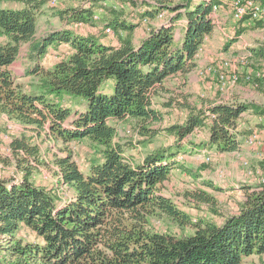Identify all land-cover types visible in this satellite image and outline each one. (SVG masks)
I'll use <instances>...</instances> for the list:
<instances>
[{
  "label": "trees",
  "instance_id": "16d2710c",
  "mask_svg": "<svg viewBox=\"0 0 264 264\" xmlns=\"http://www.w3.org/2000/svg\"><path fill=\"white\" fill-rule=\"evenodd\" d=\"M78 1L80 6L65 8L48 6V0H19L18 8L0 7L4 39L0 43V116L64 143L86 139L99 154L87 172L79 169L70 153L58 158L56 188L47 189L33 180L40 163L38 147L19 138L10 141L21 178L0 181V264H243L249 257H262L264 181L250 187L238 213L220 224L192 222L188 212L161 193V186L176 170L216 189L178 160L183 153L181 141L195 130L206 129L208 148L216 153L238 152L242 139L252 134L240 127L247 123L242 115L264 117V106L242 101L206 108L186 105L184 122L164 130L175 144L148 152L142 161L126 155L114 141L112 123L125 120L134 121L141 136L154 137L152 126L163 121V113L154 108L155 97L165 90L169 78L186 77L195 69L198 50L213 31L210 12L215 2L200 0L192 6L189 0L178 4L141 0L140 20H153L161 11L174 16L135 42L133 34L139 25L104 6L107 0ZM99 8L106 12L104 19L116 36V46L67 28L38 35L41 16L56 18L65 27H93V13ZM242 32L239 29L236 35ZM51 46H67L69 52L53 68L44 69L41 58ZM256 57L264 60V50L259 49ZM19 60L28 62L22 76L13 70ZM29 76L37 82L26 91L17 79ZM68 101H79L84 109H73ZM260 168L264 173V160ZM61 186L72 191L70 198L59 197ZM186 196L210 206L215 202L202 188ZM153 214L179 226L190 225L193 233L175 237L154 232L149 226ZM21 226L32 230L37 241L17 240Z\"/></svg>",
  "mask_w": 264,
  "mask_h": 264
},
{
  "label": "rangeland",
  "instance_id": "374dc122",
  "mask_svg": "<svg viewBox=\"0 0 264 264\" xmlns=\"http://www.w3.org/2000/svg\"><path fill=\"white\" fill-rule=\"evenodd\" d=\"M139 1L141 0L128 3L119 0H107L105 3L108 7L121 12L123 20H135L137 17L136 10L140 7ZM20 6L19 0H0V7L3 8H18ZM48 6H53L51 0H48ZM99 9L105 12L103 8ZM103 16L95 22L93 27L74 25L71 26V29L76 33L92 34L106 42L117 43L112 29L110 34L105 32L107 21ZM63 27L65 28L58 19H47L46 16H41L38 23V35ZM147 33L145 25H143L134 32L133 40L138 42ZM224 33L227 31L225 30ZM224 33L216 27L212 34L205 38L198 50V53L201 54V65L204 66L208 63L210 58L213 60L232 59L234 52H244L249 63L247 68L249 72L241 73L239 82L225 92L217 91L215 76L211 77L213 79L200 80L195 76V73H190L186 77L169 78L164 84L165 90L154 100V108L163 113V121L159 125L152 126L156 130L152 139L141 136L134 121L125 120L116 123L114 141L123 146L126 155L133 156L136 161H142L148 152L174 145L175 139L167 136L164 130L185 120L187 109L184 106L186 105L206 108L216 102L232 103L253 100L256 104L264 106V78L262 81L255 79L254 83L252 80L249 82L244 80L246 75L250 76L254 71L262 72L264 75V60L256 57V52L259 49L264 50V33L253 36L247 35L244 40H237L231 44L228 42H232V39L228 41L224 37ZM121 35L124 36V32ZM3 41L4 39L0 37V43ZM65 50L64 46L49 47L47 53L41 58V66L44 69L53 68L65 56V52H67ZM24 51L25 47L21 53ZM23 61L19 60L13 65L17 76H22L28 64V62ZM36 82L37 78L31 76L17 79V84L26 91L33 90ZM207 82L211 84V91L205 86ZM167 103H171V107L162 106V104ZM68 105L76 110H81L83 107L79 101L69 102ZM0 132L7 133L9 136L7 142L0 138V181H17L21 178L20 170L16 166V160L10 149V141L14 138L23 139L38 147L40 163L33 174V180L36 185L47 189L56 188L55 185L58 181L56 161L58 158L70 153L83 172H87L91 163L99 159L97 149L92 148L86 139L64 143L60 140L47 138L44 132L37 133L32 127H25L15 119L4 115L0 116ZM251 132L258 136L259 142L253 145L256 146V150L242 148L238 153H216L206 145L207 132L195 130L193 134L184 138L180 143L183 150L181 153L184 157L183 163L197 172L201 176V180L210 182L216 189L202 186L194 178L175 170L171 173L170 179L162 184L161 193L175 202L182 210L188 212L194 223H198V220L202 219L220 224L224 218L237 214L240 204L246 199L247 193L251 192L248 189L259 185L264 178V173L260 168V162L264 160V128L254 126L251 128ZM147 140L151 141L144 143ZM206 158H210L211 161H205ZM244 161L248 162L247 166L243 165ZM31 164L34 163L31 162ZM198 188H202L215 198V202L211 206L206 203L195 202L186 196V192H196ZM57 194L62 199H68L71 197L72 191L66 186H61L57 188ZM149 226L154 232L167 233L175 237L193 233L192 226H179L159 214H153L149 217ZM16 239L22 243H34L37 241V236L29 228L21 226ZM243 264H264V255L260 258L249 257L243 261Z\"/></svg>",
  "mask_w": 264,
  "mask_h": 264
},
{
  "label": "built area",
  "instance_id": "2783aa9c",
  "mask_svg": "<svg viewBox=\"0 0 264 264\" xmlns=\"http://www.w3.org/2000/svg\"><path fill=\"white\" fill-rule=\"evenodd\" d=\"M215 3L212 6V10L210 12V18L213 22L215 20V16L220 11L222 7L228 8L232 19L235 22L246 24L247 26H259L264 30V0H213ZM57 0H51V5H56ZM103 10L99 9L93 13V21L97 22L101 19ZM168 18V14L166 11H161L157 14V20H161L166 22ZM141 23L143 25H147L150 23V20L147 18L141 19ZM105 32L110 34V27H106ZM199 54V53H198ZM197 54V55H198ZM196 55V57H197ZM249 63L245 54L234 56L232 59H220L213 60L209 65L200 69L198 71L199 77H207L211 75H215L217 80L218 89L221 92L227 91L231 86H234L241 79V70L247 69ZM263 78L262 72H257L254 76V79L260 80ZM253 77L250 75H246L244 80L246 82L253 81ZM10 128V127H9ZM0 138L7 142L9 140L8 134H4L0 132ZM259 142L258 136L255 133L247 136L245 140V144L247 146H253ZM209 161V158L206 160ZM244 166L248 165V162H243ZM264 181L263 179L261 180Z\"/></svg>",
  "mask_w": 264,
  "mask_h": 264
},
{
  "label": "crops",
  "instance_id": "0c3cea01",
  "mask_svg": "<svg viewBox=\"0 0 264 264\" xmlns=\"http://www.w3.org/2000/svg\"><path fill=\"white\" fill-rule=\"evenodd\" d=\"M173 2V4H178V3H182V2H188V0H171ZM190 1V4L192 6H194L195 4H197L200 0H189ZM82 3L79 2L78 0H57V4L55 5L56 7H59V8H65V7H77V6H80ZM104 6H108L105 2L103 3ZM141 10V7H139L136 11L137 13ZM167 14H168V18H167V21L166 22H169L171 20V18L174 16L173 13L169 12V11H166ZM102 16L106 14V12H102ZM103 16V17H104ZM128 22H131L133 24H138L139 27H142L143 24L141 23V20L138 19L136 17V19L134 20H127ZM180 20L178 21V23H176V26L180 24ZM165 22L161 21V20H157V19H153V20H150V23H148L147 25H145V28L147 30V32L150 31V29L152 28H158L160 27L161 25H164ZM213 29H215L216 27L219 28V30H221L222 33H224V31L226 30L227 33H224V37L229 41L230 39H232V42L233 43L234 41H237V40H244L245 36H253V35H257V34H261V33H264V30L261 29L258 25L257 26H247L246 24H243V23H239V22H235L232 17H231V14L228 10V8L226 7H222L220 9V11L217 13V15L215 16V20H213ZM82 24H79V25H75V26H81ZM85 26V25H84ZM64 28V27H63ZM69 30H72L71 29V26L69 27H65ZM241 29L243 30L242 34H239V35H236V32ZM137 30V29H136ZM176 32V37L178 38L179 37V34H180V30L177 28L175 30ZM77 34H80V33H77ZM80 35H85V34H80ZM92 35V34H91ZM146 35H144L143 37H145ZM97 37V36H96ZM98 38V37H97ZM100 42H102L103 44H106V45H114L116 46L117 43H113V42H106L104 40H102L101 38H99ZM230 42H228V44H231ZM227 44V45H228ZM25 47V46H24ZM62 47V46H60ZM65 47V54H68L69 52V48L67 46H64ZM23 49V48H22ZM21 49V51H22ZM242 54H245L244 52H234V56H237V55H242ZM233 56V57H234ZM213 61V58H210L209 59V62L206 63L204 66L201 65V54L199 53L196 57V67L195 69L191 72V73H195V76L200 79V80H204V79H213L211 77L215 76V75H211V76H207V77H199L198 76V71L204 67H206L207 65H209L211 62ZM14 72L16 69H14ZM249 70L248 69H244V70H241V73L245 74V73H248ZM257 74L256 71L252 72L251 75L254 79V76ZM263 78H264V75H263ZM261 78L260 80L258 81H262ZM255 80V79H254ZM253 83V82H252ZM203 84V83H202ZM206 87H208V90L211 91V84L209 82H207L205 84ZM217 91H219L218 89V85H217ZM242 102H253V100H249V101H242ZM217 103V102H216ZM218 103H222V102H218ZM255 103V102H254ZM84 107H82L81 110H83ZM242 117L247 121V123H241L240 124V127L243 128V129H248L251 131V128H253L254 126H260V127H263L264 128V117H258V116H255L253 114H250V113H244L242 115ZM184 122V121H183ZM182 122V123H183ZM114 126L116 125V123H112ZM181 124V123H180ZM205 130V132H207L206 136V143L209 139V133H208V130L206 129H203ZM247 137H244L242 139V145H241V148H240V151L242 148H247L248 150L252 149V150H256V146H247L245 144V140H246ZM238 151V152H240ZM238 152H234V153H238ZM183 158L181 154L178 155V160L183 163ZM207 160V158L205 159V161ZM211 161V159L209 158V162Z\"/></svg>",
  "mask_w": 264,
  "mask_h": 264
}]
</instances>
